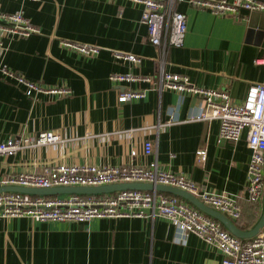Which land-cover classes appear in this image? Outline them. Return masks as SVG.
Here are the masks:
<instances>
[{
	"label": "crops",
	"instance_id": "obj_1",
	"mask_svg": "<svg viewBox=\"0 0 264 264\" xmlns=\"http://www.w3.org/2000/svg\"><path fill=\"white\" fill-rule=\"evenodd\" d=\"M175 8L186 16L187 31L182 47L167 49L164 72L186 76L200 88L224 90L233 104H241L252 83L264 82V65L255 64L264 57V16L243 13L241 20L216 16L187 2ZM0 12L21 13L39 31L26 38L2 39L0 141L47 131L61 136L58 143L0 157V177L38 173L57 164L103 167L154 162L159 170L181 174L207 190L237 196L246 207L250 151L245 133L233 144L219 139L218 121H189L203 110L201 98L157 91L151 82L109 80L114 74L155 80L159 73L158 51L148 42L140 4L0 0ZM252 18L254 27L248 24ZM62 42L99 52L81 55ZM115 52L137 56L141 63L117 61ZM4 69L29 82L66 88L69 94H29L4 76ZM128 90L142 91L144 96L118 102ZM145 141L152 145L149 155L143 153ZM203 143L207 158L198 163L196 151ZM257 206L258 221L262 205ZM222 259L215 247L196 235L180 238L160 217L103 218L85 224L0 219V264H221Z\"/></svg>",
	"mask_w": 264,
	"mask_h": 264
},
{
	"label": "built area",
	"instance_id": "obj_2",
	"mask_svg": "<svg viewBox=\"0 0 264 264\" xmlns=\"http://www.w3.org/2000/svg\"><path fill=\"white\" fill-rule=\"evenodd\" d=\"M142 6L141 23L145 26L147 39L158 51L159 73L155 80L141 79L131 74H114L109 80L117 83L145 81L153 83L157 91L172 90L188 93L202 99V111L191 115L189 121L219 122L218 137L237 143L243 133L250 151L247 167L246 200L262 205L264 194V82L251 84L241 106L230 105L229 94L224 90L204 89L190 83L179 74L166 73L163 64L168 48L183 46L187 31L186 16L175 7L187 2L199 10H208L216 16H232L244 19L243 13H264V2L260 0H128ZM21 13L0 12V46L6 36L26 38L37 34ZM62 46L81 55L93 56L99 49L71 42ZM117 61L138 65L141 59L132 54L115 52ZM264 65V57L255 60ZM8 79L22 85L29 94L68 95L69 90L47 87L26 81L21 75L2 70ZM142 91L128 90L118 96L124 103L141 99ZM61 141L57 132H41L33 137H13L0 141V157L15 156L22 149L45 146ZM152 152L149 141L143 143L144 155ZM207 158V146L203 143L196 151L198 163ZM145 183L170 186L185 191L209 208L219 212L230 221L240 218L241 205L238 197L227 193L207 190L181 174L159 170L156 163L146 166H103L57 164L44 168L42 172H21L0 177V188L20 187L34 189L65 187H101L116 184ZM27 217L36 222H71L85 224L103 218H155L167 220L180 238L194 234L206 244L215 247L222 255L221 264H264V226L250 238H238L222 223L206 215L186 200L175 195H164L157 191L122 190L100 195L35 196L19 192L0 193V219Z\"/></svg>",
	"mask_w": 264,
	"mask_h": 264
},
{
	"label": "water",
	"instance_id": "obj_3",
	"mask_svg": "<svg viewBox=\"0 0 264 264\" xmlns=\"http://www.w3.org/2000/svg\"><path fill=\"white\" fill-rule=\"evenodd\" d=\"M264 1V0H263ZM254 15H261L260 13H255ZM249 26L254 27L255 19L252 18L248 23ZM122 190H141V191H157L160 193H166L178 196L192 206L196 207L206 215L218 220L223 226L234 236L238 238H250L257 234L260 229L264 226V194L262 198V213L256 222V224L248 231H242L238 229L229 219L220 214L219 212L209 208L208 206L201 203L197 198L191 194L182 191L180 189L164 186V185H153L145 183H127V184H116L101 187H65V188H49V189H34V188H20V187H2L0 188V193L2 192H19L23 194H30L35 196H57V195H70V194H81V195H100L115 193Z\"/></svg>",
	"mask_w": 264,
	"mask_h": 264
},
{
	"label": "trees",
	"instance_id": "obj_4",
	"mask_svg": "<svg viewBox=\"0 0 264 264\" xmlns=\"http://www.w3.org/2000/svg\"><path fill=\"white\" fill-rule=\"evenodd\" d=\"M164 195H169L166 193H163ZM52 197V196H49ZM238 202L241 205V215L238 220H235L233 224L242 231L249 230L257 221V216L255 210L258 209V206L255 204H251L247 201L246 207H244L243 203H240V200L238 198ZM257 211V210H256Z\"/></svg>",
	"mask_w": 264,
	"mask_h": 264
},
{
	"label": "rangeland",
	"instance_id": "obj_5",
	"mask_svg": "<svg viewBox=\"0 0 264 264\" xmlns=\"http://www.w3.org/2000/svg\"><path fill=\"white\" fill-rule=\"evenodd\" d=\"M252 84H255V83H252ZM245 99V98H244ZM243 103H244V100L242 101V103L241 104H233L232 103V101H230V105H237V106H241V105H243Z\"/></svg>",
	"mask_w": 264,
	"mask_h": 264
}]
</instances>
